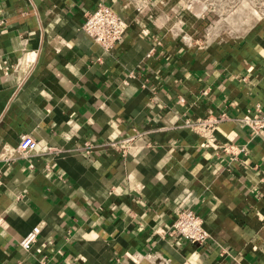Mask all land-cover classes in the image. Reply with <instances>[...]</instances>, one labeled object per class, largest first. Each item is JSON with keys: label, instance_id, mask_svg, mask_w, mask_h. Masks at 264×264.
<instances>
[{"label": "crops", "instance_id": "0c3cea01", "mask_svg": "<svg viewBox=\"0 0 264 264\" xmlns=\"http://www.w3.org/2000/svg\"><path fill=\"white\" fill-rule=\"evenodd\" d=\"M190 1L144 19L125 0H0V264H264V131L223 122L218 141L247 146L232 163L184 126L264 110V0ZM100 4L129 22L111 52L83 30ZM136 132L127 157L108 147ZM188 208L206 244L168 234Z\"/></svg>", "mask_w": 264, "mask_h": 264}, {"label": "built area", "instance_id": "2783aa9c", "mask_svg": "<svg viewBox=\"0 0 264 264\" xmlns=\"http://www.w3.org/2000/svg\"><path fill=\"white\" fill-rule=\"evenodd\" d=\"M157 0H125V8L132 9L135 13L144 19H153L155 5ZM197 0H191L187 4L188 10H193ZM83 30L91 36L106 52H111L115 47L122 43L129 30V22L119 13L105 4H100L95 11L85 14ZM180 40L186 45H203L202 40L195 39L193 36L181 31L177 34ZM226 121H234L238 126L249 128L255 136L264 131V110L257 107L255 111H250L240 116H233L227 112L218 114H208L201 118L186 119L184 126L190 128L193 132L203 137L206 141V147L213 148L215 154L226 159L229 162H235L240 155L246 153V144H236L233 142L220 143L216 132L219 126ZM143 135L136 132L121 140L110 142L108 147L122 157H127L134 147L136 141ZM37 143L30 135H23L17 148V153L23 157H29L36 149ZM93 145L86 142L83 146L85 152H90ZM39 228L31 230L21 241L24 249H30L37 240ZM168 234L173 237H181L193 243L203 245L210 238V232L205 227L204 219L192 208L181 211L175 218L173 224L168 229ZM131 260L139 264L143 259H149L154 264H191L188 261L174 263L170 259L161 255H143L129 254ZM41 264H52L49 259Z\"/></svg>", "mask_w": 264, "mask_h": 264}]
</instances>
